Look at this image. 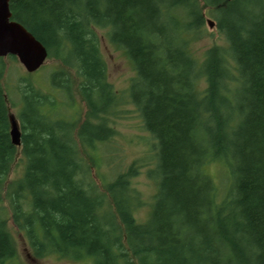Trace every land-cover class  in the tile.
Listing matches in <instances>:
<instances>
[{"label": "trees", "instance_id": "16d2710c", "mask_svg": "<svg viewBox=\"0 0 264 264\" xmlns=\"http://www.w3.org/2000/svg\"><path fill=\"white\" fill-rule=\"evenodd\" d=\"M201 1L226 45L208 50L198 65L190 51L202 23L197 0H10L11 18L76 76L89 118L76 133L83 150L90 155L111 138L109 117L127 100L156 148L157 192L144 224L132 215L131 173L105 185L120 229L85 178L74 123L54 113L56 98L24 86L18 120L26 164L5 198L36 256L95 264H129L128 254L136 264H264V0ZM95 27L108 29L109 41L133 66L127 93L106 80ZM201 77L203 91L196 88ZM50 79L68 97L65 71ZM8 115L0 83V201L16 154ZM220 160L231 178L222 202L205 171ZM6 223L0 206V264L16 258Z\"/></svg>", "mask_w": 264, "mask_h": 264}, {"label": "rangeland", "instance_id": "374dc122", "mask_svg": "<svg viewBox=\"0 0 264 264\" xmlns=\"http://www.w3.org/2000/svg\"><path fill=\"white\" fill-rule=\"evenodd\" d=\"M197 1L201 8L202 23L191 40L190 51L199 65L208 50L214 47H223L226 42L223 35L216 29L215 24L213 27L207 25V19L212 20V17L202 1ZM212 21L214 22V20ZM93 30L97 36L99 49L105 63L107 82L113 90L127 93L130 83L135 78V71L131 62L121 49L109 41L108 29L95 27ZM0 61L2 63L0 83L6 98L8 114L12 115L19 125L18 113L22 105L23 88L26 85H31L35 91L46 94L50 98H56L57 105L53 111L63 119L74 123L73 138L77 152L85 169H87L85 178L97 191L103 194V211H107L108 216L113 218L114 224L121 229L114 206L105 194L104 188L118 174L128 171L131 173V177L128 179V188L133 204L132 215L137 223L144 224L149 219L157 192L156 148L155 141L142 128L141 118L129 100L122 102L114 109V114L108 120V125L114 134L107 142H98L96 144L97 150L91 151L90 156L87 150H83L76 136L79 126L89 118L86 117L87 108L77 91V79L74 72L65 68L57 59L48 56L42 66L32 73H27L15 57L6 56L0 58ZM60 70L65 71L71 81V92L68 97L63 90L51 84V73ZM229 84L230 87H233L231 83ZM205 87V80L201 77L196 88L203 91ZM89 121L91 123L97 122L92 119ZM25 164L26 161L20 152V147H16V154L6 176L0 201V206L7 212V231L13 239L16 249V258L7 264H95L92 258L76 261L52 253L38 257L30 249L24 234L12 223L5 198L6 190L22 178ZM228 167L223 160L212 161L205 167L206 173L215 185L217 201H225L230 190L231 178ZM128 258L129 264H136L129 254Z\"/></svg>", "mask_w": 264, "mask_h": 264}, {"label": "water", "instance_id": "95a60500", "mask_svg": "<svg viewBox=\"0 0 264 264\" xmlns=\"http://www.w3.org/2000/svg\"><path fill=\"white\" fill-rule=\"evenodd\" d=\"M10 0H0V58L15 57L27 73L39 69L47 58L45 47L21 24L11 18ZM209 27L214 26L207 19ZM9 136L13 146H20V130L17 121L8 115Z\"/></svg>", "mask_w": 264, "mask_h": 264}, {"label": "bare ground", "instance_id": "6f19581e", "mask_svg": "<svg viewBox=\"0 0 264 264\" xmlns=\"http://www.w3.org/2000/svg\"><path fill=\"white\" fill-rule=\"evenodd\" d=\"M20 134H21V132H20ZM18 147H20V146H18Z\"/></svg>", "mask_w": 264, "mask_h": 264}]
</instances>
